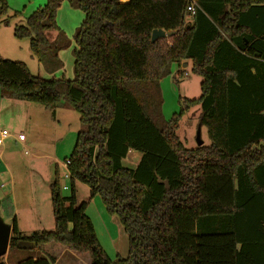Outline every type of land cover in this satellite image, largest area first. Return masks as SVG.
Wrapping results in <instances>:
<instances>
[{
	"label": "trees",
	"instance_id": "obj_1",
	"mask_svg": "<svg viewBox=\"0 0 264 264\" xmlns=\"http://www.w3.org/2000/svg\"><path fill=\"white\" fill-rule=\"evenodd\" d=\"M64 0L45 4L15 25L47 73L63 67L70 39L58 27ZM84 14L73 41V79H43L21 61L0 58V96L79 114L82 129L65 159L70 195L49 184L54 229L23 235L9 217L8 249L36 255L17 264H54L58 244L86 261L72 264H264V0H66ZM0 0V23H7ZM174 32L150 42L151 32ZM54 32V37L49 33ZM201 77L200 95L179 97L166 120L160 81L181 65ZM199 105L209 145L185 147L181 118ZM140 154L134 168L122 161ZM75 181L99 195L128 238V253L111 260L76 203ZM164 181H167L166 188ZM0 264H5L3 256Z\"/></svg>",
	"mask_w": 264,
	"mask_h": 264
},
{
	"label": "rangeland",
	"instance_id": "obj_2",
	"mask_svg": "<svg viewBox=\"0 0 264 264\" xmlns=\"http://www.w3.org/2000/svg\"><path fill=\"white\" fill-rule=\"evenodd\" d=\"M6 1L9 14H17L7 23H0V58L24 62L31 74L46 80L73 79V35L83 21V12L71 7L66 0L61 3L56 22L70 39V45L59 53L63 67L54 73H47L31 54L28 38L16 39L13 36L14 26L24 24L25 17L46 0L42 3L39 0ZM49 37H54V32L49 33ZM183 64L186 66L182 67ZM183 64L181 69L184 74L181 77H174L177 73V66L174 65L172 73L160 81L161 113L166 120L179 111V97L193 99L200 95L201 77L190 72V61ZM64 104L62 99L53 113L51 109L36 103L0 96V131L6 130L9 134L0 145V217L8 224L9 217H15L23 235L54 229L49 184L53 179L55 166L59 173L61 194L70 195V181L64 177L67 172L65 159L71 153L82 126L79 114ZM200 111L199 105L192 107L181 118L176 131L179 139L189 149L197 147L198 138L202 145L208 146L210 143L206 127L198 122ZM19 134L25 140H19ZM122 163L129 168L136 165L132 154ZM63 185L68 188L63 189ZM74 189L77 205L87 203L85 213L107 256L111 260L117 256L125 257L128 253V238L117 217L106 212L99 195L90 197L87 185L75 181ZM58 252L52 251L58 264H69V260H73L76 254L72 253V256L65 251L60 255ZM32 255H36V252L31 249H7L3 261L5 264H17Z\"/></svg>",
	"mask_w": 264,
	"mask_h": 264
},
{
	"label": "water",
	"instance_id": "obj_3",
	"mask_svg": "<svg viewBox=\"0 0 264 264\" xmlns=\"http://www.w3.org/2000/svg\"><path fill=\"white\" fill-rule=\"evenodd\" d=\"M174 32H165L161 29H154L151 32L150 36V42H154L158 38H164V37H169L173 34ZM202 141L199 140L197 141V146H201ZM168 188V183L167 181L163 182ZM10 232H11V224L5 223L3 219L0 217V257L4 256L7 252L8 249V243H9V237H10Z\"/></svg>",
	"mask_w": 264,
	"mask_h": 264
},
{
	"label": "crops",
	"instance_id": "obj_4",
	"mask_svg": "<svg viewBox=\"0 0 264 264\" xmlns=\"http://www.w3.org/2000/svg\"><path fill=\"white\" fill-rule=\"evenodd\" d=\"M44 0H39V2L40 3H42ZM46 2V1H45ZM45 2L43 3V4H45ZM32 4H35L34 2L32 3ZM42 4V5H43ZM42 5H40V6H42ZM39 6V7H40ZM37 9V8H36ZM35 9V10H36ZM34 11V10H33ZM32 11V12H33ZM31 12V13H32ZM30 13V14H31ZM30 14H28L27 16H29ZM26 16V17H27ZM25 17V18H26ZM60 53V52H59ZM186 63V62H185ZM186 66V64H183L182 65V67H185ZM55 111V110H54ZM24 140H25V138H24ZM129 154H132V159H135V164H137L138 163V161H139V159H140V154H138V153H136V152H134V151H129V153L127 154V156L129 155ZM127 159V157L124 159V160H126ZM45 250L47 251V252H49V253H51L52 254V251H59L58 253L60 254V255H62V254H64V252L66 251V252H68L70 255H72V253H74V252H71V251H69V250H67L65 247H63V246H61V245H58V244H48V245H46L45 246ZM54 255V254H53ZM73 256V255H72ZM76 259H82V260H84V261H86V256H84V255H78V254H74V256H73V260H69V264H72V262L73 261H75ZM55 263H57L58 264V260L56 259V262Z\"/></svg>",
	"mask_w": 264,
	"mask_h": 264
},
{
	"label": "built area",
	"instance_id": "obj_5",
	"mask_svg": "<svg viewBox=\"0 0 264 264\" xmlns=\"http://www.w3.org/2000/svg\"><path fill=\"white\" fill-rule=\"evenodd\" d=\"M198 8V3L197 0H189L188 4H187V12L189 16H192L196 9ZM9 136L8 132L6 130H1L0 131V145L3 143V141ZM19 140H24V136L22 134L18 135ZM68 161L65 162V166H67ZM64 177L68 180L69 179V173L68 171L66 172V174L64 175ZM63 189H67L68 186L63 185L62 186Z\"/></svg>",
	"mask_w": 264,
	"mask_h": 264
}]
</instances>
